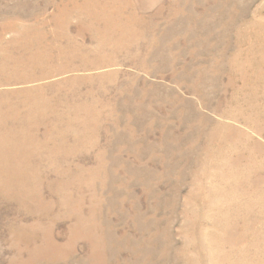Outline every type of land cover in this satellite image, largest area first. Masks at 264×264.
Instances as JSON below:
<instances>
[{
	"label": "rangeland",
	"instance_id": "rangeland-1",
	"mask_svg": "<svg viewBox=\"0 0 264 264\" xmlns=\"http://www.w3.org/2000/svg\"><path fill=\"white\" fill-rule=\"evenodd\" d=\"M0 264H264V0H0Z\"/></svg>",
	"mask_w": 264,
	"mask_h": 264
}]
</instances>
